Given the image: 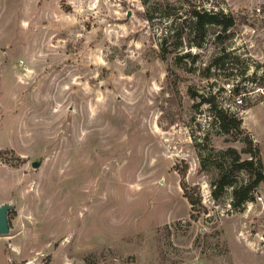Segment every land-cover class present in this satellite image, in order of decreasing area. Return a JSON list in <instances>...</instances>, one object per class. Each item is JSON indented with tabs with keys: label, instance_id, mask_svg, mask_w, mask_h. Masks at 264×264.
Instances as JSON below:
<instances>
[{
	"label": "rangeland",
	"instance_id": "rangeland-1",
	"mask_svg": "<svg viewBox=\"0 0 264 264\" xmlns=\"http://www.w3.org/2000/svg\"><path fill=\"white\" fill-rule=\"evenodd\" d=\"M259 5L0 0V264H264V184L213 195L246 134L264 165Z\"/></svg>",
	"mask_w": 264,
	"mask_h": 264
},
{
	"label": "trees",
	"instance_id": "trees-1",
	"mask_svg": "<svg viewBox=\"0 0 264 264\" xmlns=\"http://www.w3.org/2000/svg\"><path fill=\"white\" fill-rule=\"evenodd\" d=\"M208 22L204 18H197L192 21V30L194 39L192 44L197 48H201L207 34ZM221 57H218V61ZM215 108L214 118L215 124L222 128L225 132L238 130L239 132H246L241 127V119L235 114L229 113L222 108H217L211 98L204 99ZM244 140V147L239 150L235 147H228L225 150L229 161L226 165L220 168V173L215 183H213V195L218 198L222 195L228 186L233 187L232 204L235 207H240L243 203L252 198V193L255 191L260 183L264 184V165L260 156V149L254 143L249 134H246ZM247 155L244 157L243 155ZM241 173H246L248 178L240 184H235V179ZM187 197L190 202L195 205L200 203L201 199L194 197L187 192ZM10 212L8 216H10ZM10 222V219H9Z\"/></svg>",
	"mask_w": 264,
	"mask_h": 264
},
{
	"label": "water",
	"instance_id": "water-1",
	"mask_svg": "<svg viewBox=\"0 0 264 264\" xmlns=\"http://www.w3.org/2000/svg\"><path fill=\"white\" fill-rule=\"evenodd\" d=\"M42 163V158L32 162L34 167H38ZM14 208L11 203L0 204V235L7 234L10 232V222H9V211ZM121 264V263H115Z\"/></svg>",
	"mask_w": 264,
	"mask_h": 264
},
{
	"label": "built area",
	"instance_id": "built-area-1",
	"mask_svg": "<svg viewBox=\"0 0 264 264\" xmlns=\"http://www.w3.org/2000/svg\"><path fill=\"white\" fill-rule=\"evenodd\" d=\"M261 4L264 6V0H261ZM255 11L257 12V14H261L264 12V9L259 5L255 8Z\"/></svg>",
	"mask_w": 264,
	"mask_h": 264
}]
</instances>
